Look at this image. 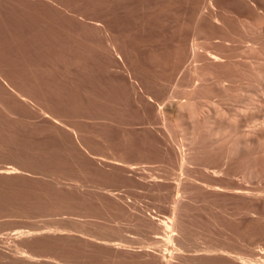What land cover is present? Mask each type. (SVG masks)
<instances>
[{
  "label": "rangeland",
  "instance_id": "rangeland-1",
  "mask_svg": "<svg viewBox=\"0 0 264 264\" xmlns=\"http://www.w3.org/2000/svg\"><path fill=\"white\" fill-rule=\"evenodd\" d=\"M0 264H264V0H0Z\"/></svg>",
  "mask_w": 264,
  "mask_h": 264
},
{
  "label": "clouds",
  "instance_id": "clouds-1",
  "mask_svg": "<svg viewBox=\"0 0 264 264\" xmlns=\"http://www.w3.org/2000/svg\"><path fill=\"white\" fill-rule=\"evenodd\" d=\"M238 118H239V116L234 117V119H235V121H236V124H238ZM246 127H248V125H247ZM239 139H242V138H237V139L233 142V144H232V154H233V155H236L235 146H236V142H237Z\"/></svg>",
  "mask_w": 264,
  "mask_h": 264
},
{
  "label": "bare ground",
  "instance_id": "bare-ground-1",
  "mask_svg": "<svg viewBox=\"0 0 264 264\" xmlns=\"http://www.w3.org/2000/svg\"><path fill=\"white\" fill-rule=\"evenodd\" d=\"M163 227H164V228H166V227L168 228V225L163 223ZM169 229H170V228H169Z\"/></svg>",
  "mask_w": 264,
  "mask_h": 264
}]
</instances>
